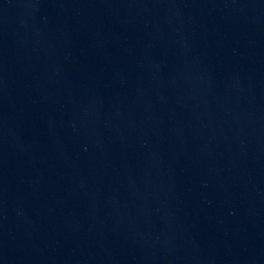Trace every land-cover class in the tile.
I'll list each match as a JSON object with an SVG mask.
<instances>
[{
    "label": "water",
    "instance_id": "water-1",
    "mask_svg": "<svg viewBox=\"0 0 264 264\" xmlns=\"http://www.w3.org/2000/svg\"><path fill=\"white\" fill-rule=\"evenodd\" d=\"M0 264H264V0H0Z\"/></svg>",
    "mask_w": 264,
    "mask_h": 264
}]
</instances>
